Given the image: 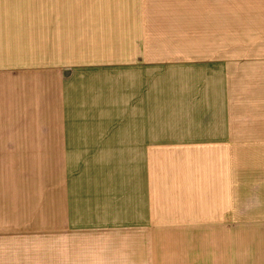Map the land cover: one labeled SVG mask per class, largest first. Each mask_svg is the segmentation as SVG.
<instances>
[{
    "label": "crops",
    "instance_id": "1",
    "mask_svg": "<svg viewBox=\"0 0 264 264\" xmlns=\"http://www.w3.org/2000/svg\"><path fill=\"white\" fill-rule=\"evenodd\" d=\"M232 1L209 9L212 35L221 24V38L212 65L195 75L198 97L188 76L168 85L185 107L181 119L169 120L172 129L219 132V139L203 147L204 162L168 174L161 168L152 181L144 93L109 89L115 81L121 90V79L138 85L141 76L105 75L106 112L122 114L115 136L109 116L80 120L73 110L82 93H73L75 82L98 74L61 66L134 62V10L99 0L101 21L98 10H86L89 27L102 30L86 38L101 41L91 45L97 61L72 62L71 0H0V264H264V137L240 132L264 128V30H244L236 44ZM252 3L264 11V0L240 2ZM135 138L137 152L120 154L113 166L111 140Z\"/></svg>",
    "mask_w": 264,
    "mask_h": 264
},
{
    "label": "rangeland",
    "instance_id": "2",
    "mask_svg": "<svg viewBox=\"0 0 264 264\" xmlns=\"http://www.w3.org/2000/svg\"><path fill=\"white\" fill-rule=\"evenodd\" d=\"M118 1L121 3L120 8L122 11L128 13L130 10H134L133 21L137 20L136 24L132 21L133 29L137 30L134 32V35H137L135 40L139 46L137 50L135 49V61L120 65L108 64L106 66L101 64L83 65L75 63H72L71 66L66 64L61 66L65 69L72 68L73 72H96L98 74L99 77L93 80L89 78L85 84L83 82L80 86L79 82H75V87L72 90L73 93H79L80 90H82V93L76 97V102H73V110L80 112V114L78 113L80 120L86 118V120L92 121L97 119V115H102L104 119H107V116H109V119L112 120L110 124L113 126H111L110 132L111 135L114 134L115 136L122 135L123 132L122 129H117L122 124V114H119L120 117H118V114L114 111L110 110L106 112L109 108H107L105 77L110 75L111 72L130 77L134 75L141 76V78H137L138 85L135 84L134 79H121V90L116 87L117 83L115 81L109 83V89H114L113 93H124L125 85L127 86L125 87L126 89H133L135 88L134 86H139L138 88L144 93L146 102L143 113L145 114L144 121L147 138L142 139L146 144L147 153L145 157L148 158L153 181L155 178L159 179L163 172L170 173L173 171L175 165L179 166L188 162L196 163L197 161L204 162L205 154L203 147L207 145V142L219 139L217 134L219 132L178 135L180 132L176 131L175 128L174 130L172 129V125L168 124L169 120L171 118V120H174V118L181 119L185 113V107H182V96L174 95L172 91H169L171 88L168 85L177 88L178 83H182V76H188V86L192 88V98L198 97L195 95L198 93L196 92V76H199L200 74L198 73L206 68V66L212 65V48L214 43H217L218 38H221L220 32H217V25L220 27L221 24H215L216 33L214 32L215 36L212 35L213 26L211 24L209 9L211 8V11H213L212 9L216 8L220 11L222 8L217 7L216 4L212 6V3L218 2V0ZM240 2L241 0L232 1L234 13L229 25L236 36V44L244 40V30L245 34L250 33L249 35L252 36L261 29L264 30V18L262 15L264 11H258L255 3L241 5ZM70 6L72 10L73 36L76 38L72 42V62H79L81 60L97 61L94 56V54H97L96 50L91 49L93 47L91 45H94V43L99 45L101 41L96 40V42L92 41L93 43H91L86 38L96 37L102 30L97 25L92 30L89 27L88 19H84L81 15L85 14L86 10H98L99 13L96 17L97 20H100L99 0H71ZM258 13L259 15H257ZM125 27L128 30L130 29V26ZM91 32L93 33L91 34ZM81 38L83 40H80ZM124 51H127V49H124ZM129 54L132 55L131 53ZM186 72L189 75L183 74ZM101 78L103 80H100ZM113 83L115 84L113 85ZM94 89H96V95L99 98L103 97L104 101L100 103L95 102L98 97H91V92ZM86 94L88 96L85 97ZM151 97L152 100L153 97H156L159 100L158 104L152 103ZM94 103H97V106ZM170 103L176 105L172 106L173 110L169 108ZM94 109L104 110V113L101 114L94 111ZM160 123L162 124V132H158V127L161 126ZM263 131L264 128L240 130L243 133L241 137L246 136L257 139L264 137ZM212 135L215 136L212 137ZM139 143V138L112 139L113 166H116L117 161L115 159L119 158L120 154L125 153L128 156L136 153L137 151H134V148L139 146ZM161 168H163V172L157 173ZM167 174L165 177H167L166 180L168 181L170 177ZM240 253H244V250L241 248L239 250ZM20 255L22 253L19 254V258L21 259ZM206 257L211 258L212 251L206 252ZM30 258L32 256H26L25 261Z\"/></svg>",
    "mask_w": 264,
    "mask_h": 264
}]
</instances>
